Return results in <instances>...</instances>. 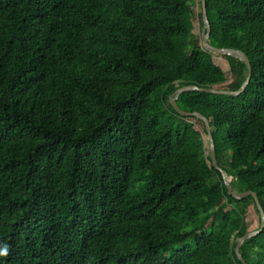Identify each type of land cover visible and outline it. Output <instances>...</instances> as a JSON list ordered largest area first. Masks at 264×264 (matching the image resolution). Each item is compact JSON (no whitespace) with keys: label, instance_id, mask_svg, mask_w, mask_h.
Wrapping results in <instances>:
<instances>
[{"label":"trees","instance_id":"obj_1","mask_svg":"<svg viewBox=\"0 0 264 264\" xmlns=\"http://www.w3.org/2000/svg\"><path fill=\"white\" fill-rule=\"evenodd\" d=\"M206 2L251 79L177 103L264 209V0ZM214 55L192 0H0V264H243L260 210L171 102L242 86L246 63ZM241 253L264 264V229Z\"/></svg>","mask_w":264,"mask_h":264},{"label":"water","instance_id":"obj_2","mask_svg":"<svg viewBox=\"0 0 264 264\" xmlns=\"http://www.w3.org/2000/svg\"><path fill=\"white\" fill-rule=\"evenodd\" d=\"M201 2H202V16H203V22H204L203 31L201 34L202 46L207 51H209L210 53H213L216 55H223V56H233V57H236V58L244 61L248 67V76H247L245 82L242 84V86L238 90L219 89V88H215V87H198L197 85L182 86L177 90L176 95L171 98V102H172L173 106L175 107V109L181 115H183V116H195V117L201 119L205 123L206 130L208 133L211 159H212L214 167L216 169H218L219 171H221L222 177H223L224 182L227 186L229 195H232L234 198H237V199H241V198H244L247 196H253L255 201H256L257 207L260 210V217H261L260 228L256 229V230L248 231L243 236L239 237L238 241H237V245H236V253H237L238 258L240 259V261L243 264H248V262L246 261V259L244 258V256L241 253V246L245 240L250 239V238L258 235L264 229V209L261 206L260 198L258 197L257 193L252 191V190H246L243 192H238V191L233 190L232 176L229 175L227 173V171L224 170L218 164L217 157H216L215 140H214V137L212 135V128H211V124H210L209 119L205 115H203L201 112L185 111V110L181 109L177 103L179 95L181 93H183L185 91H192V90H199V91L218 93V94L239 95L246 88L248 83L250 82L251 75H252L251 61L244 51H242L240 49L232 48V47H218V46L211 44V42H210L211 23H210L208 12H207V2H206V0H201Z\"/></svg>","mask_w":264,"mask_h":264},{"label":"rangeland","instance_id":"obj_3","mask_svg":"<svg viewBox=\"0 0 264 264\" xmlns=\"http://www.w3.org/2000/svg\"><path fill=\"white\" fill-rule=\"evenodd\" d=\"M193 1V7H194V10H195V25L196 27L198 28L199 32H200V37H201V34H202V31H203V20H202V17H201V13H202V9H201V0H192ZM215 57V61L224 68L226 74L230 76V72H229V69H230V66H229V63H228V60L226 58H224V56H221V55H214ZM227 82H225L223 84V87L219 88V89H223V88H227ZM206 138H207V135H206ZM227 147V146H226ZM230 153V151H228ZM233 177H232V181H233ZM259 217L260 215L256 212L255 208L253 205H250V208H249V211H248V214H247V223H248V228L249 230H253L258 227L259 225Z\"/></svg>","mask_w":264,"mask_h":264},{"label":"clouds","instance_id":"obj_4","mask_svg":"<svg viewBox=\"0 0 264 264\" xmlns=\"http://www.w3.org/2000/svg\"><path fill=\"white\" fill-rule=\"evenodd\" d=\"M9 254V247L7 245L0 246V256H7Z\"/></svg>","mask_w":264,"mask_h":264}]
</instances>
